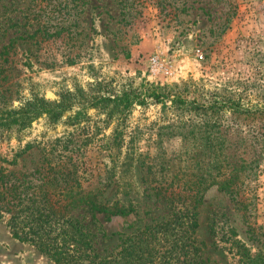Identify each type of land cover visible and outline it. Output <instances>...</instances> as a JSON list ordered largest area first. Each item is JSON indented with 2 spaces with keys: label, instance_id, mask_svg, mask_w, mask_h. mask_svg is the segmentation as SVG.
<instances>
[{
  "label": "rangeland",
  "instance_id": "obj_1",
  "mask_svg": "<svg viewBox=\"0 0 264 264\" xmlns=\"http://www.w3.org/2000/svg\"><path fill=\"white\" fill-rule=\"evenodd\" d=\"M11 42L0 110L47 106L0 129V167L59 164L84 199L50 252L0 213V264L264 257V0H0V53Z\"/></svg>",
  "mask_w": 264,
  "mask_h": 264
},
{
  "label": "trees",
  "instance_id": "obj_2",
  "mask_svg": "<svg viewBox=\"0 0 264 264\" xmlns=\"http://www.w3.org/2000/svg\"><path fill=\"white\" fill-rule=\"evenodd\" d=\"M13 45L11 42L8 46H3L0 53V102L3 103L11 101L12 96L18 92L13 91L10 87H4L2 83L6 82L7 79V76L3 75L5 69H2V66L8 63V56L13 50ZM152 97L159 99V96L154 93H152ZM110 100H114V103H120L115 109L119 106H122V109H127L139 99L135 100L131 93H126L121 99L116 97ZM178 100L182 105L186 104L184 100ZM138 102L142 105L144 101ZM46 106L44 100L34 98L33 101L20 103L15 109H8L7 107V109L2 110V108L0 110V129L12 126L23 127L28 124L30 119L45 110ZM45 162L43 159L38 168L30 175H23L22 177L6 172L4 168L0 167V213H11V227L14 229L13 234L16 238L36 244L43 252H50L54 248V244L52 238H50L51 240H47V238L55 231L51 223H58L59 220H62V226L59 225L60 222L58 223L60 228H64L65 223L74 224L73 227H75L77 223L68 220V214L78 207L79 202L84 199V195H82V190H80L74 176L76 171L72 172L68 168H59V164L54 165V167H47ZM28 177H33L37 184ZM218 184L222 190L233 192L228 183ZM62 201L63 204H61ZM85 201L92 203L91 205L97 208L93 202L88 201V198ZM236 204L242 208L243 216L247 217L245 203L236 202ZM116 213L121 214L122 211H116L112 214ZM65 218L67 219L64 220ZM176 220L178 219L169 220L162 225H170L173 221L177 222ZM61 231L64 232L65 230L62 229ZM252 236L255 237L253 232ZM71 259L77 260L78 258L71 257ZM60 260L57 258L55 261L60 262ZM252 263L264 264L263 255L258 256Z\"/></svg>",
  "mask_w": 264,
  "mask_h": 264
}]
</instances>
